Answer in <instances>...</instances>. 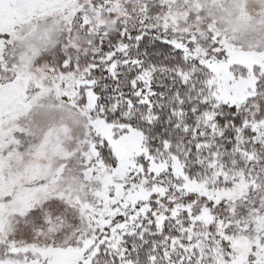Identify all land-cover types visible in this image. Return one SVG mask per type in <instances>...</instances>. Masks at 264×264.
I'll use <instances>...</instances> for the list:
<instances>
[{"label": "snow or ice", "instance_id": "1", "mask_svg": "<svg viewBox=\"0 0 264 264\" xmlns=\"http://www.w3.org/2000/svg\"><path fill=\"white\" fill-rule=\"evenodd\" d=\"M0 264H264V0H0Z\"/></svg>", "mask_w": 264, "mask_h": 264}]
</instances>
